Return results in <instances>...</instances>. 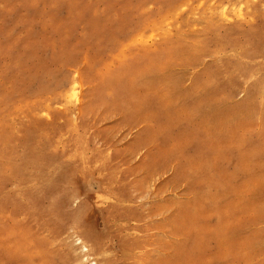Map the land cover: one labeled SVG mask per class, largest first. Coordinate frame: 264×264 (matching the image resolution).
Listing matches in <instances>:
<instances>
[{
	"label": "rangeland",
	"instance_id": "1",
	"mask_svg": "<svg viewBox=\"0 0 264 264\" xmlns=\"http://www.w3.org/2000/svg\"><path fill=\"white\" fill-rule=\"evenodd\" d=\"M92 261L264 264V0H0V264Z\"/></svg>",
	"mask_w": 264,
	"mask_h": 264
},
{
	"label": "bare ground",
	"instance_id": "2",
	"mask_svg": "<svg viewBox=\"0 0 264 264\" xmlns=\"http://www.w3.org/2000/svg\"><path fill=\"white\" fill-rule=\"evenodd\" d=\"M77 87H78V85L76 84V82H73L72 81V83H70V85H69V92H68V94L66 96V98L68 100H70V101H78L79 100L78 92H77ZM91 264H95V262L92 261Z\"/></svg>",
	"mask_w": 264,
	"mask_h": 264
}]
</instances>
